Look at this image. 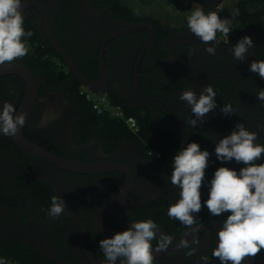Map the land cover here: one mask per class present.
Instances as JSON below:
<instances>
[{
  "label": "flooded vegetation",
  "instance_id": "flooded-vegetation-1",
  "mask_svg": "<svg viewBox=\"0 0 264 264\" xmlns=\"http://www.w3.org/2000/svg\"><path fill=\"white\" fill-rule=\"evenodd\" d=\"M191 1L229 19V36L218 32L204 44L185 18L170 26L143 21L103 0H22L23 26L33 33L22 38L28 54L5 64L24 68L33 82L20 72L0 74V109L7 101L25 114L14 137L0 133V259L6 264H102L100 240L149 219L173 238L169 249L153 250V264H205L202 255L220 264L212 251L230 213L211 216L204 201L215 170L245 167L215 156L216 143L237 123L264 145V102L256 95L264 80L249 70L264 60V3L233 16V8H219L220 0ZM244 36L253 47L241 62L230 50ZM206 85L216 92L217 108L191 127L195 117L180 94L198 96ZM30 88L35 97L27 111ZM84 90L135 118L137 133L88 107ZM224 104L236 112L222 114ZM191 142L210 154L196 231L167 215L180 198L169 180L172 157ZM53 196L68 209L56 218L48 214ZM182 239L191 247H176ZM191 248L196 252L187 256ZM242 264H264V249Z\"/></svg>",
  "mask_w": 264,
  "mask_h": 264
},
{
  "label": "clouds",
  "instance_id": "clouds-1",
  "mask_svg": "<svg viewBox=\"0 0 264 264\" xmlns=\"http://www.w3.org/2000/svg\"><path fill=\"white\" fill-rule=\"evenodd\" d=\"M238 14V9L232 15ZM231 21L221 19L217 12H204L198 7L187 17V26L201 43L208 44L216 40L217 33L228 37L231 33ZM22 0H0V65L11 63L28 54L24 37L33 33L24 29ZM253 41L244 36L231 48L235 60L243 62L249 55ZM205 51L215 55V48L207 47ZM253 73H258L264 80V60H254L250 64ZM264 102V90L256 94ZM180 100L190 106L195 118H190L189 126L197 127L202 123L207 113L217 108L216 92L206 85L197 96L193 90H185L180 94ZM224 115L236 112L231 104H224L220 109ZM25 125V114H17L16 108L9 102H3L0 109V133L14 137L20 127ZM234 131L224 136L215 145V156L218 161L243 163L245 167L236 170L219 167L215 170L209 182V196L204 204L211 216L230 213L217 232V246L212 256L219 259L220 264H242L247 257H256L264 249V163H257L264 156V145L254 143L258 139L256 132H251L242 123L235 125ZM210 154L201 150L200 146L191 142L182 147L172 157V172L170 184L177 187L179 199L168 207L170 219L179 221L185 228L196 231L193 227L198 221L194 214L201 211L202 182L205 179V169L208 167ZM65 201L60 196L51 198L48 214L52 218L59 217L66 210ZM68 210V209H67ZM130 226L111 238L99 241L100 250L105 258L102 264H153V250L161 252L169 249L173 238L162 232L153 220L134 221ZM153 241H156L153 247ZM198 241L193 240L192 244ZM176 247L190 248L191 245L182 239ZM196 252L191 248L186 253L192 256ZM208 264L209 257H199ZM0 264L6 262L0 259Z\"/></svg>",
  "mask_w": 264,
  "mask_h": 264
},
{
  "label": "rangeland",
  "instance_id": "rangeland-1",
  "mask_svg": "<svg viewBox=\"0 0 264 264\" xmlns=\"http://www.w3.org/2000/svg\"><path fill=\"white\" fill-rule=\"evenodd\" d=\"M238 2L239 0H220L219 8L221 10H225L235 6ZM167 3L159 0L157 3L153 4V6H143V13H145V15L152 16L158 23L162 22L166 26L168 24L170 26L171 21H179L184 18L187 19V17L191 15V12L198 8V3L192 2L191 0H179L175 2L176 4L174 3L175 6L171 4L170 1ZM262 3H264V1Z\"/></svg>",
  "mask_w": 264,
  "mask_h": 264
},
{
  "label": "trees",
  "instance_id": "trees-1",
  "mask_svg": "<svg viewBox=\"0 0 264 264\" xmlns=\"http://www.w3.org/2000/svg\"><path fill=\"white\" fill-rule=\"evenodd\" d=\"M103 1H105L106 4H109L113 7H120V8L125 9V11L127 10V12L137 16L138 18L142 19L143 21L150 20L151 22H156V20L153 19L152 16H148V15H145V13H143L142 7L143 6H149V5L153 6V4L157 3L159 0H103ZM162 1H164L165 3L170 1V3L174 5V3L179 1V0H162ZM261 1L263 2L264 0H239L237 5L234 7H231V9L233 8V10L238 9V11H240V12H246V9H248V11H249L250 7L257 6V5H259V3L261 4L262 3ZM167 4H169V3H167ZM131 5L134 7H132ZM231 9L227 8V11H230ZM84 101H85L84 103L88 107L92 108L90 102L86 101L85 98H84ZM101 116L108 117L106 115H101ZM114 122L119 126L118 129H124L125 131H127V129H129L124 121L120 120V121H114Z\"/></svg>",
  "mask_w": 264,
  "mask_h": 264
},
{
  "label": "built area",
  "instance_id": "built-area-1",
  "mask_svg": "<svg viewBox=\"0 0 264 264\" xmlns=\"http://www.w3.org/2000/svg\"><path fill=\"white\" fill-rule=\"evenodd\" d=\"M83 93L85 95L86 100L91 103L92 109L95 112L101 115H106L111 118L124 121L133 133H137L139 127L135 118L126 116L118 106L112 105L102 95H95L86 90H84Z\"/></svg>",
  "mask_w": 264,
  "mask_h": 264
},
{
  "label": "water",
  "instance_id": "water-1",
  "mask_svg": "<svg viewBox=\"0 0 264 264\" xmlns=\"http://www.w3.org/2000/svg\"><path fill=\"white\" fill-rule=\"evenodd\" d=\"M52 37V36H51ZM12 72H20L21 75L29 82H33L32 77L28 71H26L24 68H21L17 65L13 64H4L0 65V74H7ZM35 97V88H30L26 93V102H25V109L28 111L31 109V103L32 98ZM74 167L80 168V169H88L89 165H80V164H73Z\"/></svg>",
  "mask_w": 264,
  "mask_h": 264
}]
</instances>
